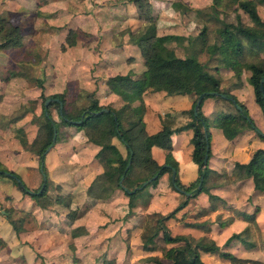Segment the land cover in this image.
Here are the masks:
<instances>
[{"label":"rangeland","instance_id":"1","mask_svg":"<svg viewBox=\"0 0 264 264\" xmlns=\"http://www.w3.org/2000/svg\"><path fill=\"white\" fill-rule=\"evenodd\" d=\"M59 1L61 4H66L69 0ZM71 2H77L79 5L69 8L70 14L75 10L79 11L80 14H92L94 16L96 10L99 9L98 7L103 6L108 8L106 11H102V14L107 17L110 15L116 21L125 20V17L127 18V9L129 12L138 14L137 4L132 0H72ZM148 2L150 4V12L156 23L157 34L175 33L179 36L178 40L170 44L177 55L184 56L195 53L198 60L207 67L205 68L206 72L218 79L220 90L230 92L234 87L237 88L236 96L240 97L241 100L235 97L246 106L253 125L238 117L235 104L230 99L217 96V101L222 104L226 112L235 115V121L228 123L226 129L223 128L222 130L226 140L242 138L241 133L247 128L246 126L251 127L248 129V133H252L253 130L256 133L264 135V121L261 123V126L258 125L253 107L250 106L249 112L247 104H245L247 100L251 99L252 101L254 98L253 88L249 83L250 71L247 69L246 64L256 63L264 68V46L260 40H252L234 33L235 43H239L242 48L236 56L229 46L220 42L221 37L217 33L219 28L229 23H235L237 15L241 17L244 24H251L247 14L237 6L234 0H148ZM253 3L259 15L264 19V0H253ZM131 5H133L132 10ZM66 10H68V6ZM2 13V9H0V14ZM53 15L47 16V19L53 17ZM61 18L64 21H68L66 15L61 16ZM15 20L16 16H13L12 21L14 22ZM139 23L138 21L130 26V28L135 29L130 30L129 27H123L119 31L116 26L122 23L105 24L106 27H109L105 35L109 38L110 45L113 44L112 46H115L114 44H119L124 40L123 51L115 48H113L114 51L110 50L109 43L105 44L100 41V37L102 36L97 39L95 35H91L87 31L77 30L74 32L72 30L70 31L68 40L66 39L68 45L75 38L82 42H87V40H89L88 42L92 41V44L83 43L79 47H67L76 56H72V52L63 56L64 53L61 49L65 48V46L61 44L62 48H60V45L57 43L49 46L46 53L48 56L51 53L53 56L58 55V57L63 58L64 61L60 63L63 62L69 68L76 64V70H78L81 65L80 71H76L77 77L78 75L85 74L86 77L90 75L94 79L96 75L93 74L97 73V76H101L99 77L101 79L116 72L132 74L136 71L140 72L138 78L142 79L144 67L142 59L140 61L141 53L138 46L133 43L136 34L143 29L145 21ZM137 26L138 29H136ZM203 30V39H195ZM102 34H104L103 28L99 32V35ZM180 36L182 37L180 38ZM70 46L74 45L71 44ZM29 47L30 50L28 49L25 55L22 56L18 51L13 49L7 50L8 52L0 51V81H3L2 77L5 73L40 72L38 74L44 75L46 69L43 65L45 63L42 65L41 59L36 63L31 56V53L34 54L39 46L37 45L34 48ZM92 48L94 51H97L96 53L101 52L102 56L101 60L99 59V61L91 63L92 69L88 72L87 68H83L84 63L80 64L78 59L81 57V61H86V58L93 55ZM106 50L108 51L107 53ZM129 55L135 56L139 61L137 63L134 61L132 64L131 62H127L126 57ZM19 59L25 60L24 63L19 61ZM51 64L52 62H48L49 66L47 65V68L49 71ZM219 72H223V78ZM228 73H230V77H228ZM140 79H138V82L142 83ZM58 80L60 83H63L60 75L58 76ZM64 83H67V79H65ZM106 83L110 84L107 80ZM235 83H239V85L236 86ZM112 85H114V81L111 82ZM68 87L60 90L63 98L61 111L64 112L65 118L74 124L67 125L62 123L57 105L49 104L51 100L48 101L46 108L44 106L45 111L47 109L50 111L58 127L52 147L43 155L45 188L42 194L39 192L44 181L39 169V158L37 154L28 149L29 144L27 147H24L19 139L21 136H24L28 143L33 140L38 129L37 125H33L34 121L38 123L42 119L41 113L44 101L50 97L51 92L54 90H52V87L44 89L42 95L38 96L35 101H32L26 94L19 95L18 99H16L15 95H10L6 104L8 108L0 110V129L5 127L6 131V134L0 136V139H6L5 141H7V143L2 142L7 148L3 147L4 145L0 146V169L12 170L19 173L20 177L27 182H25L27 188L37 195L32 197L27 192L23 193L15 187L12 182L13 180L9 178L8 174L4 172L0 173V264H74V262H77L76 264H151L145 260V257L150 255L149 252L141 248V221L137 223L138 225L131 226V222L128 220L121 225L120 221L124 220L125 217L120 213V215H117L119 216V220L113 222L112 219L116 218L114 216L118 214L121 207L117 206L113 208V206L106 205L107 200L112 197V200H119V202L126 200L121 194L118 197L113 194L109 199L106 198L110 196L112 188L117 184L120 174L118 160L126 156V149L121 145L118 140L119 138H115L116 136L111 137V135H114L112 133V124L104 126L103 123H90L83 126L82 123L78 122L84 115L80 111L91 100L89 101L88 96L86 97L84 89L78 88L77 85ZM157 93L156 99H161L159 96L163 92L158 91ZM105 95L104 92L101 93V100L105 101ZM130 96L137 95H135V92L121 91L115 93L112 100L117 101L115 103V106H117L123 101H129L132 98ZM193 100L194 96H191V104ZM187 101V96L169 95L158 102H154V105L149 106V108L146 106L145 119L148 123L147 131L151 133L156 127L159 129V123L151 125L156 120L159 122L158 113L185 108ZM136 102L137 100H135ZM215 108L217 109L218 107ZM102 109L106 108H101L100 110ZM216 109L210 118L220 112ZM259 110L261 111L260 108ZM20 116L22 117L20 118ZM105 117L106 119L107 117L109 118L110 114L105 113L102 122H104ZM188 119L189 117L187 116L184 122L183 120H177L175 123L172 122L173 124H170L176 127L181 125V123L184 124ZM90 120L92 118L87 122ZM19 127L21 129H18ZM31 130L33 132L28 135ZM226 130H229V133L232 130V135L229 136L230 134L226 133ZM258 136L252 138L253 142L251 145L247 137L239 143H232L234 147L231 149V154L234 155L236 152V156L246 160L250 157L248 155L250 148L253 151L256 148H264V138ZM111 142L114 145H111ZM105 144L107 145L105 146ZM190 144V148L193 151V145L192 143ZM22 149L24 151L20 152ZM186 150L188 149L185 148L181 151L180 158H178L179 155H176L175 150H163V163L164 165L174 164L177 173L180 171V167L181 170H184L185 177L192 180L194 177H198L197 163L192 158L194 156L189 157L188 152H185ZM192 151L190 154H192ZM29 155L36 157L33 168L28 169L37 178L33 186H30L31 182L28 183L29 175L27 176L24 172V164L22 163ZM238 162L231 163L230 170L223 173H219L208 166L210 171L207 173L203 183L207 191L203 190L197 192L195 195H191L192 193L190 192L191 194L187 197L181 193L182 191L173 190L170 186L173 173L166 172L159 176L158 183L161 182L163 184L166 182V187L178 194V197H175V199L181 201L185 198L188 204L185 208L175 213L176 217L166 221L172 235L180 234L196 240L205 239L203 240L205 242L223 244L227 237L234 232H239L243 228L241 227L243 225L237 226L238 222L235 220V217L238 216V213L232 210L233 207H231V210L226 209L229 208L227 194L232 191L231 184H235L241 179H243V181L241 180L242 184L247 183V176L242 174ZM111 168L113 170L112 173H108L107 170ZM103 174L107 175L108 183L107 181L105 182L103 178L105 175ZM113 174L115 177L111 181ZM146 177H148V173L138 169L134 170L126 177V182L129 184L128 188H131L138 182L142 183ZM93 180H95V184L91 185ZM101 180H104V182L101 183ZM106 183L107 187H105ZM225 185L227 187V194L222 193L223 197H221L216 193L220 188H215L214 186L223 187ZM154 186L155 184L146 186L136 194V196L139 195L135 201L138 205V214L141 219L146 215L144 213L147 210V202L150 199L147 191L149 189L152 190ZM197 187L192 186V191L197 190ZM213 187L214 189H212ZM133 189L131 188V190ZM243 189L242 194L234 192V202L238 204L239 208L246 209L248 202L256 208L255 213H251L253 220L249 221L248 230L243 233L245 241L244 243H238L232 240L233 242L231 241L228 247L221 246L224 250L230 251L240 258L247 259L245 264H264V196L258 197L253 205V200H251L253 197H247L248 194L245 193L247 186L244 185ZM200 195L202 196L201 200L204 201L199 200ZM167 203L168 201L163 199V196H159L154 205L161 211H167L168 208L169 211L176 205V203L174 205L172 203H168L169 205H167ZM66 204H70V206ZM165 205L168 208L167 206L164 207ZM72 208L84 210L82 214L84 217L76 221L74 229L69 224L70 218L68 216ZM37 209L39 214L36 213V215L34 210ZM123 209H125L123 212H126L127 207L124 206ZM6 213L10 219L17 221L20 232H22L19 233L21 235L18 238L14 236ZM106 222L108 224L104 225ZM23 231L26 233H23ZM72 234H75V236L73 237ZM81 234H90L93 238L102 237L99 239L102 245L99 246L101 244L99 243L97 245L99 246L98 248H90V243L79 237ZM129 247L133 252L129 250ZM154 254H157L159 257L161 256L160 252ZM202 256L201 258L206 264H229L230 262L228 259L224 261V258L221 259V257L216 255ZM179 258L181 262L187 261V257L184 254L179 255Z\"/></svg>","mask_w":264,"mask_h":264},{"label":"trees","instance_id":"2","mask_svg":"<svg viewBox=\"0 0 264 264\" xmlns=\"http://www.w3.org/2000/svg\"><path fill=\"white\" fill-rule=\"evenodd\" d=\"M133 1L137 4L138 16L145 21L143 29L136 34L133 42L138 46L146 67L144 87L154 91L162 90L167 95L181 94L188 95L190 97L194 96V100L189 109L181 110L177 113L179 115H187L189 117L184 124L173 128L170 127L167 124L169 123V120L166 118L175 117L176 114L171 115L167 113L165 115V119L163 120L162 128L153 134H147L145 131L144 122L141 117L142 106H139V108H131L128 103H124L118 109L109 108L108 112H99V110L104 106L100 105L98 99L91 94V103L80 111L84 114L83 118H81L82 124H85L91 118L98 121L103 118L105 113L110 114L114 134L127 148V155L121 162L118 179L123 175L125 167L130 159L128 170L125 171L122 181L124 186H127L125 178L131 167L147 172L148 177H146L145 180L155 176L151 182L144 186H142L141 182L132 186L131 188H135L133 193L125 192L129 199L128 214L131 213V209L134 205L132 200L140 190H143L149 184H156L160 175L165 172L172 173V168H175L173 164L170 166L158 164L150 154V149L153 145L161 147L167 151L171 150V135L173 133H179L189 129L192 130V137L190 141L193 145L192 152L197 162L198 177L189 185H185L179 180L177 172H174L173 178L170 180L171 187L174 190L180 188L186 192H191V195H195L197 192H201L203 190L207 191V189L203 186V183L207 173L210 171V168L208 167V159L211 155V151L210 148L206 150V146H209L210 144L209 126L213 125L226 129L228 123L235 121V115L230 112L223 111L215 114L209 121L201 113L200 108H198L196 115H194L193 106L199 94H203V98L212 95L211 92L213 91L224 94L225 99H230L233 104L236 103L240 107L238 108L235 106L238 112V117L250 125H253V121L248 115L246 106L242 102L238 101L234 94L226 90H220L218 79L205 71L202 63L198 60L195 53H190L184 56L176 54L174 48L171 47L170 44L178 40L179 37L177 35L173 33L157 34L156 23L150 12L149 2L147 0ZM234 1L237 3V6L247 14L251 24H244L241 17L237 15L235 23H229L226 26L219 28L217 33L221 37L220 42L229 46L233 51V54L237 56L242 48L239 43H235L234 33H238L252 40H260L264 46V19L256 10L253 0ZM203 35L204 30L200 32L195 39L200 40ZM21 39L22 34L20 28L11 23L5 16L0 14V50L21 47ZM246 67L250 71L249 83L253 88L254 100L264 115V79L261 82V78L264 77V68L256 63H248L246 64ZM114 80L117 82L118 87L127 91L135 90L138 95H140L141 91L144 89V87L137 88L129 75H118ZM37 85L42 88V81L37 80ZM237 85H239V83ZM260 87H262V89ZM216 96L220 95L216 94ZM50 97L63 100L62 95L60 94H51ZM49 104L57 105L58 109L57 101L51 100ZM130 113L138 114V121L130 127H123L122 121ZM58 114L62 123L68 125L72 124L69 119L65 118L63 111L58 112ZM41 118V122L38 121V123H36L38 129L36 130V134L31 142L28 143L24 136H21L19 139L20 143L24 147H27L29 144L28 149L37 154L40 164L41 161H43V151L51 143L54 128L56 131L58 127L56 121L52 118L50 111L47 109L45 113L44 105ZM225 132L231 136L233 131L231 130V133H229V130H226ZM257 134L264 138V135L259 133ZM238 165L242 172L252 179L254 188L264 194V148H256L246 162L238 163ZM3 172H8L7 174L13 179L20 191L28 193L27 186L16 173L1 168L0 173ZM201 178L202 181L199 190L197 189L192 191V186L197 187ZM44 188L45 185L39 193L42 194ZM183 194L187 197L185 193ZM30 196L35 197L37 195L35 193H30ZM216 198L218 199V197ZM186 202L187 200L184 198L166 214L152 212L144 217L142 220V232L140 235L141 248L146 251H157L161 254L160 257L158 255L146 256V262L151 264H205L199 256V252L204 251L216 253L219 256L228 259L230 264H244V259L236 257L229 251L224 250L222 246L213 242H204L200 239L193 240L184 235H172L170 233L165 221L174 217L175 213L182 208ZM73 213H75V216L78 214L76 210H74ZM243 215L246 220H253L251 215ZM7 218H9L8 214ZM71 218H73V216ZM8 222L11 224L15 233L18 234L20 232V228L18 227L17 221L9 218ZM247 230L248 228L238 233H232L228 239H226L223 246H227L233 238L244 243L245 238L243 233ZM182 254L187 257L186 262L180 261L179 255Z\"/></svg>","mask_w":264,"mask_h":264},{"label":"crops","instance_id":"3","mask_svg":"<svg viewBox=\"0 0 264 264\" xmlns=\"http://www.w3.org/2000/svg\"><path fill=\"white\" fill-rule=\"evenodd\" d=\"M71 1L72 0H69L68 3L61 4L59 0H28V1L27 0H0V4H1L0 5V9H2V12H3L1 15L5 16L14 25H17L20 28L21 34H22V39H21L22 40V45H21V47L1 49L0 51L1 52H3V51L6 52L7 50L9 51L10 49H13L15 51H18V53L22 56V55H25V53L27 52L28 49L30 50V47L29 46H31V48H34L35 46L38 45L39 48L36 49V51H35L34 54L31 53V56H32V58H34L33 60L36 63L41 59V63H42V65L45 63V65H43V66L46 69V72H44V75H42V76L40 74H38L40 72H33L34 74L33 73H30V72H15V73H10V74H6L5 73V75L2 77V80L3 81H0V110L2 111V110H5V109L8 108V107H6V104L8 102V100H7L8 99V96H10V95H15L16 99H18V96L19 95L21 96L23 94H26L28 97L31 98L32 101H35V100H37L38 96L40 97L42 95V92L44 91V89H47L49 87H52V90H54V91L51 92V94H60V95H62V93H60V90L66 88L68 86H69L68 88H70L72 86L77 85L78 88H80L82 90L84 89V91H85L84 93H85L86 97L88 96L87 98H88L89 101L91 100L90 95L93 94L98 99L99 104L100 105H103L104 106L103 108L106 107L107 110H103L105 112H108L109 111V108L118 109L124 103H128L131 106V108H136V107L139 108V106H142L141 117H142V121L144 122V128H145V131H146L147 134H153V133L157 132L158 130H160L162 128V126H163V120L165 119V115L167 113H169L171 115H175L176 114L175 117H168V118H166V119L169 120V123H167L168 125L170 123H172V122L175 123L177 120H183V122H184L187 119V116L186 115H179L177 113L180 112L181 110H186V109H188L190 107L191 101H190V97L188 95H183V96H187L188 97L187 105L185 106V108L175 109V110H170V111H165V112H162V113H158L157 117L159 119V122L156 120L151 125H155V124L159 123L160 124L159 129H157V127H156V129H154L151 133H149L147 131V125H148V123H147V121L145 119L146 106L149 108V106L154 105L153 104L154 102H158L159 100L164 99L166 96H169V95L165 94L164 91L159 90V91H162L163 93L161 94V96H159L161 99H156L157 98L156 97V93L158 91H154V90H151L149 88L144 87V85H145V71H146V67H145V64L143 62L142 56L140 58V61L142 59V63H143V64L142 63L141 64L144 67V69L142 68L144 70V75H143V78L142 79L138 78V75L140 74V72H136V71H134L132 74H124V73H118V72H116V73H114L112 75H107V77L106 76L105 77H102L101 79L99 78L101 76L98 77L97 76V73H95L93 75H96L95 76L96 78L93 79L90 75H88V77H86L85 74H83L81 76L78 75V77H77L76 71L77 72L80 71L81 65L79 66V68L77 66L78 70H76V64H74L71 68H69V67H67L66 64H63V62L60 63L61 61H64V59L58 57V55L53 56L51 53L49 54V56L47 55L46 52H47L49 46L53 45L54 43L59 44L60 45V48H62L61 47V44H64L65 48L61 49L62 52L64 53L63 56L70 54L69 52H72L71 50H68L67 47H69V48L70 47H75V46L76 47H79V46L83 45V43H85V44H92V41L88 42L89 40H87V42H82V41H79L77 38H75V39H72L70 41L71 44H73L74 46H70L71 44L68 45L66 39L68 40L70 31H72V30H74V32L77 31V30L84 31V32L87 31V33H91V35L92 34L95 35L97 37V39L100 36H102V37H100V41L103 42V43H105V44H108L109 43V45H110V42L108 40L109 38L107 37V35H105V33H107V30L109 29V27H106V25H105L106 23H109V24H113L114 22H120V23H122L121 25L116 26V28H118V31H119V30H122L123 27H129L130 28V26H132L134 23H136L138 21L140 23H143V21H144L143 19H141L138 16L137 13H133L131 11L129 12L128 9L126 11L127 12V18L125 17V20L116 21L110 15H108L109 17H107L106 15L104 16L102 14V11H106V9L108 8V7H105V6L98 7L99 9L96 10V12H95L96 14L94 16L92 14H90V15L89 14L88 15L80 14L79 11L77 12L75 10H74V12L72 14H70L69 8L75 7L76 5H79L77 2H71ZM67 6H68V10H66V7ZM213 7H215V6H213ZM132 9H133V5H131V10ZM48 12H51L52 14L51 13H48ZM53 14L54 15L57 14V15L54 16ZM52 15H53V17H50L51 20L50 19H47L48 18L47 16H52ZM64 15H66L68 21H64L61 18V16H64ZM13 16H16V20L14 22L12 21V17ZM60 20H62V22H60ZM48 21H50V22H48ZM102 28H103V33L104 34L99 35V32L101 31ZM132 29H135V28H130V30H132ZM136 29H138V26H137ZM173 34H175V33H173ZM181 37L182 36H180V38ZM203 37H204V35H203ZM203 37H202V39H203ZM112 45L113 44H111L109 46L110 47V50H112V51H114L113 48L119 49L121 51L124 50V40L121 43H119V44L118 43L114 44L115 46H112ZM91 50H92L93 55H90L89 58H86L85 59L86 61H81V59H82L81 57L78 59L79 62H80V64L84 63L83 68L84 69L87 68V70H89L88 72H90V70L92 69V66H91L92 64L91 63L92 62H97V61H99V59L101 60V56H102L101 55V52L96 53L97 51H94L93 48ZM107 50H108V48H107ZM107 50H106V53L108 52ZM72 56H76V54H74L72 52ZM126 60H127V62H131V64L134 63V61H136V63H137V61H139L133 55L127 56L126 57ZM19 61H21L22 63H24L25 60L22 61V60L19 59ZM48 62H52V64L49 67V69H50V71H51L52 74L50 73V71L47 68ZM27 64H25V65H27ZM202 65H203L204 69L207 68L205 66V64H202ZM219 73H220V75L222 77V73L223 72H219ZM59 75H60V78H61V80H62L63 83H60L59 82V80H58V76ZM118 75H129L130 78H131V80H132V82L135 84V86L137 88H143L144 87V89L141 91V94L140 95H138L135 90L129 91L130 93L135 91V95H137V96H130L132 98L129 99V101H123V102L119 103V105L115 106V103L117 101L112 100L113 95L115 93H117V92L127 91L125 89H122V88L118 87L117 82L114 80L115 77L118 76ZM230 76H231L230 73H228V77H230ZM65 79H67V83H64ZM138 79H140V81H142V83H139L138 82ZM37 80H41L42 81V86H43L42 88H40L37 85ZM106 80L109 81V83H110L109 85L106 83ZM112 81H114V85L111 86V82ZM236 86H238V85L236 84ZM236 89L237 88L234 87L230 91V93H232V94H234L236 96V93H237L236 92L237 91ZM31 92H33V94H31ZM102 92H104V95L106 94L104 96L105 97L104 98L105 101L101 100L102 99V96H101V93ZM148 93H150V94L148 95ZM175 95H181V94H175ZM216 97H217L216 94L209 95V97L206 96V97H204V98L201 99V101L199 103V106H198V108H200L201 113L209 121L214 117L213 116V117L210 118V116L212 115V113L215 112V109H216L215 107H218L216 109L217 111L218 110L220 112L226 111V109L223 108L222 104L219 101H217V98ZM237 98L239 100H241L240 97H237ZM56 99H59V98H56ZM135 100H137L136 103H135ZM59 101L61 102V104L57 101L58 102V111L61 112L62 101L63 100L59 99ZM91 101H90V103H91ZM251 102H252V104L249 105V103H251ZM90 103H88L87 105H89ZM245 104H247V107L249 109V112H250V106L253 107V109L255 111V115H256L257 124L261 126V123L264 121V115L259 110L260 107L255 103L254 98L252 99V101H251V99H249V101L247 100ZM21 117L22 116H20V118ZM138 118H139V115L136 114V113H130V114H128L123 119V121H122L123 127H126L127 128V127L132 126L134 123H136L138 121ZM258 121H259L260 124L258 123ZM78 122H80V121H78ZM80 123H82V121ZM90 123H98V124L99 123H101V124L103 123L104 126H109L110 124H112L111 123V120H110V117L109 118L107 117V119L105 117L104 122H102V119L101 120H98L96 122H95V119H92L89 122H86L85 124H82V125L85 126L86 124L89 125ZM72 124H74V123H72ZM172 124H170V126L173 128ZM33 125H36V122L35 121H34V124ZM246 127L247 128L244 129V131L241 133L242 138L239 137V138H234L232 140H228L227 141L226 138H225V136L222 133L223 128H220V127H217V126H213V125H210L209 126V132H210V144H209V148H210V151H211V155H210V157L208 159V166L211 169H215V170H217V172L223 173L224 171L226 172V171H229L230 170V167L232 166L231 163H233L235 161H239L238 163H244V162H246L249 159V158H247L246 160L245 159L243 160L239 156H236V152H235L234 155L231 154L232 153V150L231 149L234 147L232 145V143H235V142H238L239 143L240 141L245 140V137H247L248 140H250L249 141V144L251 145V143L253 142L252 141V138L258 136V134L256 132H254L253 130H252V133H248V129L251 128V127H249V126H246ZM18 129H21V127H19ZM30 129H31V125H30ZM112 131H113L112 133L114 134V130L113 129H112ZM31 132H33V131L31 130L28 133V135ZM109 133H110V131H109ZM5 134H6L5 127H3L2 129H0V136H4ZM244 134H245V136H243ZM115 136H116L115 134L114 135H111L112 138L115 137ZM55 137H56V135H55ZM191 137H192V131L190 129L189 130L182 131V132H179V133H173L171 135V144H172V149L171 150H175L176 155H179L178 158H180L181 151L184 150L185 148L188 149L185 152H188L189 157L190 156L191 157L194 156L193 155V152H192V154H190L191 151H192V149L190 148V145H191L190 144L191 143L190 142V138ZM115 138L118 139L117 136ZM5 140L6 139H0V146L1 145H4V144H2V142L3 143H7V141H5ZM118 140L120 141L121 145H123L124 148L126 149V155H127V148H126V146L124 145V143L120 139H118ZM53 143H52V145H53ZM106 145L107 144H105V146ZM111 145H114V144L111 142ZM3 147H6L7 148L6 145H4ZM248 148H249V145H248ZM163 150L164 149H162L161 147H158V146L153 145L151 147V149H150V154H151V157L154 158L155 161L158 164H163L164 165V163H163L164 162L163 161V155H164ZM22 151H24V150L23 149L20 150V152H22ZM252 152H253V150H251V148H250V151H249V154L248 155H251ZM237 154H239V153H237ZM130 156H131V152H130ZM125 157H123V158H121V159L118 160V162H119V164H118L119 172H120L121 162H122V160ZM35 158H36L35 156L29 155V157H27V159L26 160H23V162H22L24 164V172L26 173L27 176L29 175V178H28L29 181H28V183L31 182V185L30 186H33L36 183V180H37V178H35L28 171V169L33 168V165L36 162V159ZM192 158L196 161L195 156L192 157ZM129 164H130V159L128 161V164L125 167V170L123 172V175L120 176V178L118 179L117 184H115L116 186L112 188V190H111L112 192H111L110 196L109 197H106L107 199H109L113 194L115 196H117V197L120 196L119 194H121V195H123L126 198V200H123L122 202H119V200H112V198H113L112 197L111 199L107 200V202H106L107 204L106 205L113 206V208H115L117 206L121 207V209L118 211V214H116L114 216L116 218H113L112 219L113 222L119 220V216H117V215H120V213H121L125 217L124 220L122 219L120 221L121 222V225H123L126 221L129 220V222H131V224H130L131 226L137 224L139 221H141L140 226H142V220L144 218L141 219L140 215L138 214L139 213V211H138V205H137V203L135 201L136 197H138L139 195L138 196L135 195V197L133 198L132 201H133V204L134 205H133V207L131 209V213L128 214V211H129L128 200L129 199H128V196L125 194V192L133 193L135 191V188L133 190L129 189L127 187L129 185L128 182H126L127 183L126 184L127 186H124L122 184V181H123V178H124L125 171L128 170ZM167 166H170V165H167ZM39 169H40V166H39ZM137 169L138 168L131 167L129 169V172L126 175V177L131 172H133L134 170H137ZM138 170H140V169H138ZM179 170L180 171H178L177 175L179 177V180L183 184L189 185L191 182H193L196 179V177H194L192 180L190 178H186L185 177L184 170H181L180 167H179ZM9 171H12V170H9ZM112 171H113L112 168L109 169V170H107L108 173H112ZM141 171H143V170H141ZM13 172L16 173L20 177L19 173L15 172V171H13ZM174 172H177L176 171V167L175 168H172V173L174 174ZM7 173L8 172H5V174H7ZM41 174H42V172H41ZM242 174H244V173L242 172ZM103 175H105L103 177L104 180H105V182L107 181V183H108L109 180L107 179V175L106 174H103ZM42 177H43L44 183L41 185V188L40 189H42L44 187V185H45V178H44L43 174H42ZM114 177H115V175L113 174L112 175V178H111V181L113 180ZM121 177H122V180L120 181ZM154 177L155 176L150 177L147 180L143 181L142 182V186H144L147 183L151 182V180ZM9 178L12 179L10 176H9ZM172 178H173V176H172ZM20 179L24 183L26 182L21 177H20ZM149 179H151V180L148 181ZM104 180L103 181L101 180L102 181L101 183H103ZM241 180L243 181V179H241ZM241 180H238L235 184L234 183L231 184L232 185V191L229 194L226 193V190H227L226 185L223 186V187L222 186H214L215 188H220L219 191H217L216 193L218 195H220L221 197H223V194H227L228 195V199H229L228 206H229V208H226V209L231 210V207H233L232 210H235L234 212L238 213L237 214L238 216L235 217V220L238 222L237 223V226L243 225V226H241L243 228L240 231L245 230L249 226V221L245 219V217H244L243 214H249V215H251V213H255L254 211H256V208H254L249 202H248V206L246 207V209L245 208H239L238 204H236L234 202V199H233L234 192L236 194H242L243 191H244L243 186L244 185L247 186V189H246V192L245 193L248 194L247 197H249V196L253 197V199H251V200H253V205L257 201L258 197L261 198L262 195L264 196L263 193H261L260 191H257L254 188L252 179L250 177L247 176V179H246L247 183H245V184H242V181ZM125 181H126V178H125ZM12 182L15 185V187H17L16 184L14 183V181H12ZM92 182L93 183L91 185L95 184V180H93ZM107 183L105 184V187H107ZM149 185H152V184H149ZM214 187L212 189H214ZM169 190H171V189L168 188V187H166V182L163 183V184H161V182L160 183L156 182V184L153 187V189L152 190L149 189L147 191V193H149L150 199L147 202V210H146V212L144 214L147 215V214H150L152 212H159L161 214H166L170 210H172V209H170L168 211L169 208H168L167 205H169L170 203H172L173 205L176 203V205H177L180 201H177L175 199V197L176 198L178 197L177 196L178 194L173 191L174 189L171 190L172 192L169 191ZM27 191H28L29 194L30 193H34L30 189H27ZM159 196H163V199H166L168 201L169 204L167 203V205L164 206V207L167 206V208H168L167 211H161L160 209H157L155 207L154 202L156 201V199ZM201 199H202V196L200 195L199 196V200L200 201H204V200H201ZM66 205L67 206H70V204H66ZM187 205L188 204L186 202V204L182 208H180L178 211H180L181 209L185 208ZM124 206L127 207L126 212H123V211H125V209H123ZM38 209L37 210H34V213L35 214L36 213L39 214ZM74 210H76L78 212V214L76 216H75V213H73ZM214 210H216V209H214ZM83 212H84V210H81V208L78 209V210L75 209V208L74 209L72 208V210L69 213L66 212V213H68V216L70 218V220H69L70 223L69 224H70L71 227H73V229H74V226L76 225V221H78V220H80V219H82L84 217L82 215ZM72 216H73V218H71ZM174 217H176V216L174 215ZM172 218L173 217H171L169 219H172ZM169 219H167L166 221H168ZM166 221H165V224H166ZM107 224H108V222L104 223V225H107ZM189 225H192V224H189ZM166 226H167V224H166ZM11 229H13V228L11 227ZM13 232H14V236L17 237V238L19 237V235H21L19 233H22V232H19L17 234V233H15L14 230H13ZM23 233H26V232L23 231ZM234 233H238V232H234ZM24 235H29V234H24ZM177 235H180V234H177ZM72 236L74 237L75 234H72ZM79 237L81 239H83V240L88 241L90 243V248H92V249L94 247L96 249V248H98L99 246L102 245L101 240H99L100 238H102L100 236L97 237V238H93V236L91 237L90 234H83V235L81 234ZM186 237H188V236H186ZM188 238H190V237H188ZM190 239H192V238H190ZM227 239H228V237H227ZM193 240H196V239H193ZM200 240L203 241L205 239H200ZM232 240H234V241H236L238 243L239 242L241 243V241H239L237 239H232ZM99 243H101V244L99 246H97ZM223 244H217V245L221 246ZM229 245H230V243L226 247H228ZM29 247H30V245H29ZM129 250L131 252H133V250H131L130 247H129ZM147 252H149L150 255H157V254H154V253H158L157 251H147ZM231 254H233V253H231ZM202 255H206V256L216 255V256H219L216 253H210V252L200 251L199 252V256H200V259L201 260H202L201 257H203ZM233 255H235V254H233ZM219 257H221V256H219ZM236 257H238V256H236ZM222 258L223 257H221V259ZM242 259H244L245 262L247 261V259H245V258H242ZM223 260L224 261H227L225 258ZM76 263L77 262H74V264H76ZM229 264H230V262H229Z\"/></svg>","mask_w":264,"mask_h":264},{"label":"water","instance_id":"4","mask_svg":"<svg viewBox=\"0 0 264 264\" xmlns=\"http://www.w3.org/2000/svg\"><path fill=\"white\" fill-rule=\"evenodd\" d=\"M263 79H264V77L261 78V82L263 81ZM260 88L262 89V87H260ZM211 94H219L220 96L225 97L224 94H222V93H218V92H215V91L211 92ZM202 98H203V94H199V95L197 96V98H196V101H195L194 106H193V113H194V115H196V113H197L198 106H199V103H200V101H201ZM52 99H54V98H50V97H49V98H47V99L44 101V106H45V108H46V106H47L48 101H50V100H52ZM54 100L58 101V102L61 104V102L59 101V99H56V98H55ZM235 106H237L238 108H240L236 103H235ZM103 110H107V109L99 110V112H101V111H103ZM45 113H46V111H45ZM79 121L81 122L82 119L79 120ZM55 135H56V131H55V129H54L51 143L45 148L43 154H45V153L51 148L52 143H53L54 140H55ZM208 148H209V146L207 145V146H206V150H208ZM40 171L42 172V174H43V176H44V178H45V174H44V172H43V162H42V161H41V165H40ZM121 180H122V177H121L120 181H121ZM150 180H151V179H149L148 181H150ZM201 181H202V178L200 179V181H199V183H198V187H197V189L200 188V186H201ZM144 184H145V183H144ZM178 190L182 191L183 193H185V194H187V195H190V194H191L190 192H186V191H184V190H182V189H180V188H178Z\"/></svg>","mask_w":264,"mask_h":264}]
</instances>
